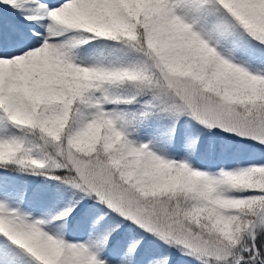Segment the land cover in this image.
<instances>
[{
	"label": "snow or ice",
	"instance_id": "6c2138e0",
	"mask_svg": "<svg viewBox=\"0 0 264 264\" xmlns=\"http://www.w3.org/2000/svg\"><path fill=\"white\" fill-rule=\"evenodd\" d=\"M0 264H264V0H0Z\"/></svg>",
	"mask_w": 264,
	"mask_h": 264
},
{
	"label": "rangeland",
	"instance_id": "374dc122",
	"mask_svg": "<svg viewBox=\"0 0 264 264\" xmlns=\"http://www.w3.org/2000/svg\"><path fill=\"white\" fill-rule=\"evenodd\" d=\"M36 178L37 177H31V179H33V180H36ZM24 183V182H23ZM42 184V179H40L39 178V180L38 181H36V182H33V184H31V183H29V186H37V185H41ZM34 188H36V187H34ZM34 188H32V189H34ZM61 205V204H60ZM63 205H61V207H62Z\"/></svg>",
	"mask_w": 264,
	"mask_h": 264
},
{
	"label": "trees",
	"instance_id": "16d2710c",
	"mask_svg": "<svg viewBox=\"0 0 264 264\" xmlns=\"http://www.w3.org/2000/svg\"><path fill=\"white\" fill-rule=\"evenodd\" d=\"M15 175V174H14ZM16 178H19V180H28V181H31V176H27V175H23V174H21V175H17L16 176ZM39 178L37 177V180H38Z\"/></svg>",
	"mask_w": 264,
	"mask_h": 264
}]
</instances>
